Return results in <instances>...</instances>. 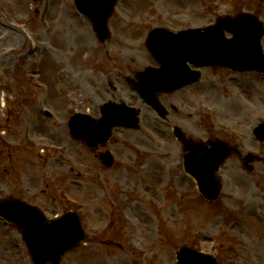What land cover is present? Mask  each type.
<instances>
[{"label": "rangeland", "instance_id": "obj_1", "mask_svg": "<svg viewBox=\"0 0 264 264\" xmlns=\"http://www.w3.org/2000/svg\"><path fill=\"white\" fill-rule=\"evenodd\" d=\"M73 3L0 0V168L17 174L13 183L1 172L0 198L31 194L50 217L70 210L80 215L89 244L66 253L61 264H177L182 247L216 255L219 264H264V143L253 135L264 121V75L204 69L200 83L186 92L188 104L177 105L172 115V123L196 138L223 132L242 156L260 157L252 172L238 157L228 161L221 172L222 195L208 202L192 179L174 173L169 153L179 165L180 150L168 151V143H177L169 125L111 71L102 76L95 66L107 57L115 75L119 71L110 65L116 64L122 75L135 74L133 69L142 65L132 62L134 49L148 63L149 22L161 21L174 31L203 28L239 11L253 12L264 22V0H119L112 35L120 34L114 25L122 17L130 28L124 44L111 40L110 45L97 41ZM34 43L36 52L30 50ZM72 61L73 70L67 66ZM110 76L121 88L104 87ZM109 99L140 109L141 127L114 130L106 148L116 162L106 169L97 157L101 147L91 152L74 140L68 121L73 112L99 117V105ZM162 143L168 144L165 150L159 149ZM237 173L249 184V193L236 186ZM0 264H31L20 236L1 219Z\"/></svg>", "mask_w": 264, "mask_h": 264}, {"label": "water", "instance_id": "obj_2", "mask_svg": "<svg viewBox=\"0 0 264 264\" xmlns=\"http://www.w3.org/2000/svg\"><path fill=\"white\" fill-rule=\"evenodd\" d=\"M115 1L116 0H104V4L107 6L106 12L108 11L107 17L112 10L111 5ZM82 11L87 12V10L84 9H82ZM241 19L246 22L243 24H230L229 26L230 30H233L234 33H236V36L231 40H228L223 36H212L211 32L208 34L190 32L189 34L182 33L178 36L169 33V35H171L168 36L170 37V41H173L174 37V40L178 39L177 41H174L177 43L178 41L183 40L181 37L201 41L196 50L176 45V48H178L176 53H178L179 56L176 57V55H174L173 58H180V56L186 57L185 60H182L184 64L187 60H190L197 66L219 64L234 70L254 69L264 72V52L260 46V39L264 33V27L255 17L244 15ZM160 31L163 30H155L151 34V41L149 43L150 50L156 56L158 61H160L161 56L155 51L153 43L155 39L160 38V34L166 33ZM164 36L166 37L165 34ZM205 38H208L213 42L215 38L217 42H215L214 47L218 46L221 47V49L216 50L206 47V45L202 43V40ZM173 71L174 69L166 74H163V72L156 74L155 77L158 80L157 84H163L167 87L182 86V84L179 83H182L185 80L176 78ZM169 73L174 77H163L168 76ZM153 77L154 76H151L150 81ZM189 78L186 82H194L197 79V75L191 73ZM146 99L156 110L159 112L161 111L158 102L154 100L153 97ZM138 113L139 111L137 109L129 108L125 105H106L102 108L103 117L101 120H92L86 116H74L70 122L71 134L76 138L84 140L88 147L95 149L99 143H105L110 139L112 128L115 126L138 128ZM262 128L263 129L258 131V136L260 138H264V126H262ZM226 154H228V149L220 146L216 147L213 151L205 152L204 150L197 155L188 156V164L190 165L193 162L196 164L194 167L188 166V171L197 174L200 179L201 189L209 198H216L219 195V189L214 181V172L217 166H219L222 157ZM211 158L215 159V163L210 161ZM216 158H219V160ZM102 159L107 165L112 163V160L108 155L103 156ZM195 159L198 160L195 161ZM198 166H200V168H197ZM18 203L19 204L8 203L4 206L5 209L3 208L2 211L12 208H15L16 211L27 210L25 205L20 202ZM41 225L43 230L38 231L37 235L36 233L33 234L32 237L28 235L29 229L26 227L28 243L31 244L32 247H35L36 255L42 253L40 256L41 263H45L50 259L55 264H58V260L65 251L84 242V232L80 225L79 218L74 214L70 213L63 218L56 220H46L44 218L41 220ZM178 260L179 264H217V261L213 256L198 253L187 248H184L179 252Z\"/></svg>", "mask_w": 264, "mask_h": 264}, {"label": "flooded vegetation", "instance_id": "obj_3", "mask_svg": "<svg viewBox=\"0 0 264 264\" xmlns=\"http://www.w3.org/2000/svg\"><path fill=\"white\" fill-rule=\"evenodd\" d=\"M124 22V20L122 19L121 20V22H120V26H119V36H120V39L121 40H125V38H126V36H125V33H124V31L125 30H129L128 29V25L126 24V27H123V23ZM154 61V60H153ZM155 63V62H154ZM180 91H182V90H179V92ZM177 93L178 92H169V93H166V94H160L159 95V97H160V100L164 103H166V104H168L167 106H169L171 109H172V107H175V105L176 104H182V102H184V103H186V102H188V97H186V96H184V99L182 100V99H180L179 98V100L177 99ZM164 103V104H165ZM165 104V105H166ZM212 139H214V138H212ZM211 139V140H212ZM179 142V141H178ZM183 147H184V143H181V142H179ZM176 156H178V154L176 155ZM184 158H185V153H183V152H181L180 153V163L184 166ZM170 160H171V162H172V164L174 165V166H176L177 164H176V162H175V160L173 159V156H172V154H171V156H170Z\"/></svg>", "mask_w": 264, "mask_h": 264}, {"label": "bare ground", "instance_id": "obj_4", "mask_svg": "<svg viewBox=\"0 0 264 264\" xmlns=\"http://www.w3.org/2000/svg\"><path fill=\"white\" fill-rule=\"evenodd\" d=\"M18 32H14V36L18 39ZM235 180H236V186L240 190L241 193L247 194L251 191L249 184L246 182V180L240 175L236 174L235 175Z\"/></svg>", "mask_w": 264, "mask_h": 264}]
</instances>
